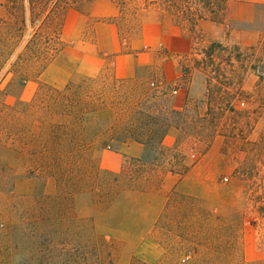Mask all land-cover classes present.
Masks as SVG:
<instances>
[{"label":"rangeland","instance_id":"374dc122","mask_svg":"<svg viewBox=\"0 0 264 264\" xmlns=\"http://www.w3.org/2000/svg\"><path fill=\"white\" fill-rule=\"evenodd\" d=\"M89 1L62 3L43 24L54 3L39 19L30 0H0V264H18L33 256L25 247L18 256L11 249L12 232L16 238L22 215L34 212L42 201L50 210L49 197L69 204L71 196L73 211H51L60 219L69 218L57 230L78 240L93 231L106 243V261L144 264L130 260L128 249L110 235L129 228L131 216L136 223L146 219L162 182L161 166L182 171L188 159L212 147L223 160L235 161L239 177L251 185H244L231 210L169 194L154 231L165 249L158 264H264V113H258L260 97L254 93L263 70L253 71L249 65L241 92L235 80L229 85L233 95L226 97L214 74L219 59L205 55L213 40L244 52L260 49L264 9L254 23L229 21L210 35L198 30L195 34L189 26L172 28L173 41L184 34L192 43L167 47L162 54L176 62L177 80L170 82L169 73L157 66L141 68L136 79L124 81L109 73L88 76L71 62L76 44L61 40L68 8L85 12ZM189 1L194 7L209 2ZM116 2L124 38L138 34L146 20L162 23V5ZM214 4L219 8L218 0ZM180 96L186 104L179 108ZM130 142L145 145L141 157L133 155Z\"/></svg>","mask_w":264,"mask_h":264},{"label":"crops","instance_id":"0c3cea01","mask_svg":"<svg viewBox=\"0 0 264 264\" xmlns=\"http://www.w3.org/2000/svg\"><path fill=\"white\" fill-rule=\"evenodd\" d=\"M146 1L158 3L162 0ZM226 1L228 3L226 23L210 19L200 20L197 25L199 32L210 35V31L216 29L217 25L223 24L222 26L226 27L229 21L254 23L260 16V10L264 9V0ZM86 4L89 9L85 12L72 6L68 8L61 30V40L76 44L71 48L74 58L71 62L77 64L78 69L86 70L87 75L91 77L97 78L109 73L114 79L125 81L136 79L141 68L158 66L166 76L169 73L171 77L167 79L170 82L177 80L176 62L169 57H162V54L167 47L181 48L188 44L192 47L190 39L184 37V34L176 41L172 40V28L179 29V27L163 25L159 20H146L138 34L124 38L118 24L121 10L116 0H91ZM225 37H228V33ZM180 88L176 93L181 91ZM177 101L179 108L186 104L185 97L180 96ZM129 144L134 147V156L141 157L146 150L145 145L138 142ZM222 158L224 159L212 147L197 159H188L182 171L172 166L160 167L162 182L154 195L155 203L151 201L148 204L150 209L148 208L146 219L136 223L135 218L131 216L128 219L131 223L129 228L120 229L110 235L121 241L128 249L130 260H138L144 264H158L163 259L165 249L154 231L168 206L169 194L178 192L204 201L207 205L217 206V209L231 210L236 207L244 185L250 186L251 181L239 177L238 164L228 159L233 157H227L228 160ZM135 194L141 196L140 198L148 196L145 193ZM163 196L165 199L159 205ZM254 242H256L255 237ZM247 249L249 250V246ZM256 253L257 246L254 247V258Z\"/></svg>","mask_w":264,"mask_h":264},{"label":"trees","instance_id":"16d2710c","mask_svg":"<svg viewBox=\"0 0 264 264\" xmlns=\"http://www.w3.org/2000/svg\"><path fill=\"white\" fill-rule=\"evenodd\" d=\"M81 1L83 2L84 0H30V4L35 17L38 15L36 18L41 19L45 14V10L49 8L50 4L54 3L49 14L44 18L43 24H45L52 20L57 8L62 3L71 5ZM206 1L209 2L204 3L205 6L196 5L195 7L194 3L189 0H162L158 3H149L148 5H162V22L164 24L175 25L180 29L189 26L197 34V25L200 20L211 19L213 21H220L223 24L226 23V16L228 14L227 1L218 0L219 8L214 6L215 0ZM36 11L38 13H35ZM229 35L230 33H228ZM257 38L258 42H261L260 49L256 48L253 51L244 52L240 47H230L223 42L213 41L210 42L211 45L205 47V55L211 61L219 59L214 74L220 87L219 92L223 90L222 94L226 97L233 95L229 91V85L234 84L235 80L238 81L237 84L239 86L237 91L241 92L240 88L246 79L249 65H251L253 71H256L259 67L262 68L263 73L258 75L259 80L254 91L260 97L257 109L261 115L264 113V31L258 33ZM5 65L6 62H3L1 68L3 69ZM209 96H211V91ZM227 104L232 106L231 102ZM222 105L218 106L220 110ZM230 110L235 112L233 107ZM128 134L133 136L130 130H128ZM134 139L140 143L145 142L143 139H138L137 137H134ZM47 199L51 201L50 210L45 208L46 202H39L33 210L34 212L22 215L19 218L21 230L16 234V238L14 231L12 232L11 249L16 256H18L17 252L24 247L27 249L25 253H28L29 250L34 251L33 256L30 255V260L23 258L21 263L18 264H115L113 259L106 261L102 258V249L106 243H104V240L100 236L93 235V231L85 235L84 239L78 240L71 237L67 233L68 231L63 232L56 229L57 225H60L62 221L68 222L69 218L64 216L60 219V217L52 215L51 211L55 210L57 212L60 208L68 209V207L73 211L75 207L74 196L68 198L69 204L64 199L57 200L53 199V197ZM22 234L26 240L22 237Z\"/></svg>","mask_w":264,"mask_h":264}]
</instances>
